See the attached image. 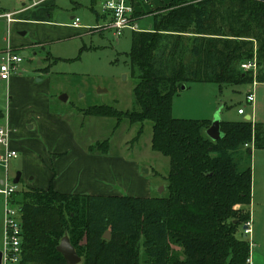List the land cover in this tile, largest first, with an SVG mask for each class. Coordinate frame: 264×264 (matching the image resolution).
I'll use <instances>...</instances> for the list:
<instances>
[{"label":"trees","instance_id":"obj_1","mask_svg":"<svg viewBox=\"0 0 264 264\" xmlns=\"http://www.w3.org/2000/svg\"><path fill=\"white\" fill-rule=\"evenodd\" d=\"M128 58L136 106L95 104L83 113L151 120V148L170 161L166 192L66 193L53 177L47 188L17 187L21 264H66L57 249L65 235L81 264H245L249 237L239 227L251 220V153L264 148V122L221 120L223 135L212 140V119L175 117L172 106L185 83L264 82V0H170L150 28L132 30ZM253 58L256 74L240 67ZM96 147L106 153L108 141L88 150Z\"/></svg>","mask_w":264,"mask_h":264},{"label":"rangeland","instance_id":"obj_2","mask_svg":"<svg viewBox=\"0 0 264 264\" xmlns=\"http://www.w3.org/2000/svg\"><path fill=\"white\" fill-rule=\"evenodd\" d=\"M103 2L104 0H0V64L2 52L13 43L22 44L28 53L24 55L22 49L13 48L23 54V60L18 66V73L12 74L7 82H0V110L6 113L9 110L7 100L11 99L10 110L14 113V120L23 118V113H26L25 104L32 97L27 93H20L15 85L10 89L9 81L14 75L29 71L33 73L34 90L46 96L49 110L60 113L66 121V127L61 131L49 130L46 134L38 123L33 128L17 126L18 130L13 133L14 139L22 141L23 149L28 150V155L24 157L26 154L21 150L17 158L10 160L9 177L14 179L18 171H23V178L26 179L27 171L33 170L38 174L39 184H43L40 179L44 178V174L49 173L52 166L59 171L63 162L57 160L54 164L48 158L42 160L40 154L45 150L55 152L70 149V154L73 152L70 147L73 139L85 150L97 141L107 140L106 153L99 147L93 152H87L106 154L105 158L109 160L124 159V173L118 177L113 174L111 180L97 178L98 183L117 189L121 194L138 191L135 193L138 196L161 195L166 192L170 161L168 156L151 148L152 121L131 123L128 119H123L117 123L114 117L83 113V109L95 104L113 105L124 111L136 106L133 94L136 79L132 77L128 58L132 30L126 28L122 35L115 36L113 30L105 26L110 18L103 13ZM169 2L170 0H160L155 5L152 2L146 6V13L138 19L141 21L138 27L148 28L153 14L167 8ZM23 9L28 12L22 11ZM6 11L23 20L8 23L3 16ZM72 17L79 18V27L70 26ZM47 52H50L49 56ZM53 58L58 59L52 61ZM246 62H242L240 67L244 71H250L243 67ZM47 65H51L49 70L41 71L40 67ZM38 72L42 75H38ZM253 83L226 85L223 88L214 82L185 83L174 97L172 115L182 118L242 120L248 114L253 121L264 122V82L257 83L255 88ZM252 88L255 92L254 105L246 99ZM62 94L67 96L66 101L60 99ZM241 106L246 112L240 115L238 108ZM1 125L8 126V123L0 119ZM3 148L0 145V150ZM75 162L78 164V161ZM251 164L253 184L249 210L252 213L251 238L254 251V244L264 246V148L252 147ZM4 173L5 169L0 167V178ZM31 183L39 185L37 182ZM22 185H26L23 180L17 187ZM4 216L5 197L0 194V245L3 242ZM242 228L243 225L239 227L240 235Z\"/></svg>","mask_w":264,"mask_h":264},{"label":"crops","instance_id":"obj_3","mask_svg":"<svg viewBox=\"0 0 264 264\" xmlns=\"http://www.w3.org/2000/svg\"><path fill=\"white\" fill-rule=\"evenodd\" d=\"M159 1L160 0H151L150 4H152L153 2L152 5H155V3ZM165 1H169V0H165ZM24 10L26 11L27 9H23L22 11ZM26 12H28V10ZM72 18L74 19L76 17H72ZM138 19H137V23L139 24L141 23V21ZM20 20H23V18L17 17L14 20V22ZM70 26L72 27L71 23ZM150 27H151V23H149L148 28ZM35 45L36 43H34V46ZM11 47L20 48L23 50V54L27 55L24 53L27 51L24 50V46H22V44L13 43ZM22 70L25 71L27 70V68L25 69L22 68ZM38 75H42V73L38 72ZM2 81L7 82V80L0 79V82ZM33 81H34L33 73L29 71H25L24 73L21 72L20 74L14 75L9 81L10 89L12 88V86L15 85L19 89L20 93L21 92L27 93V95H31L32 97V100L29 101L27 104H25L26 113H23L24 116L21 120L19 119V121H15L13 118L14 113H12L10 110V107L12 105V102L10 103L11 99L10 100L8 99L9 102L7 100V103L9 104V110L6 113L0 110V119H3L5 123H8L7 127L10 131V138H9L10 148L17 150L18 156L20 154V151L23 150V152L26 154L24 155V157L28 155V153L26 152L28 150L23 149L22 141L17 142L16 139H14L13 133L16 130H18L17 126L25 125V127L28 126V128H33L34 125L38 123L45 134L48 133L49 130H51V132L53 130L56 131V129L61 131L64 127H66V123H65L66 121L63 119V116L60 113H53L49 110L48 98L46 96H42L39 92L34 90L35 84ZM41 81L43 80L41 79ZM257 83H261V82L256 81V83L253 85V88H255V85ZM17 95L18 94L16 93V96ZM254 98H255V92H254ZM254 102L255 99L254 101L251 102V104L254 105ZM250 119H252L251 116ZM70 145L73 151L70 154H69L70 149H61L55 152L54 151L46 152L45 150L43 154H40L42 160H44V158H48L50 162L51 163L53 162L54 164L55 161L57 162V160L63 161L61 163V169L59 171L57 170V168L54 169V167L52 166L53 169L49 173L47 172L46 174H44V178L40 179L41 181H43V184L41 183L39 184V182L37 181V179H39L38 174L33 170L27 171L26 179L23 178L25 173L22 171L20 179H22L25 182V184L30 187L47 188L53 177L52 181L54 188L61 192L89 193L95 195H112V194L121 195V193H119L117 189L106 187L102 182L98 183L97 178L111 180L112 177H114V175L117 177L121 176L124 173V166H122V162H124V159L122 160L120 158H116L120 160H109L105 158L106 154H102L103 155L102 156L100 154H95L91 152L88 153L89 150H85L84 147H81V145L74 139L71 140ZM75 161H78V164H76ZM31 181L37 182L39 185H36V183H31ZM252 184H253V170H252ZM137 192L138 191H127L125 193L128 195L130 194V195L138 196L135 194ZM147 194H149V192ZM142 196L148 197L150 195H142ZM250 213H251V209H250ZM251 220H252V213H251ZM253 249L254 251L252 250V264H264V246L260 244L258 245L254 244Z\"/></svg>","mask_w":264,"mask_h":264},{"label":"built area","instance_id":"obj_4","mask_svg":"<svg viewBox=\"0 0 264 264\" xmlns=\"http://www.w3.org/2000/svg\"><path fill=\"white\" fill-rule=\"evenodd\" d=\"M151 0H104L102 5L103 13L107 14L110 18L109 22L105 25L109 29H112L115 36H120L123 30L126 28L131 30H140L138 27L137 19L140 16L135 13L142 12L146 6L150 5ZM3 16L8 23L13 22L16 18L12 12H4ZM72 26H79V18L76 17L71 22ZM0 64V79L8 80L12 74L18 73V66L23 60V54L18 50L9 47L2 52ZM244 68L253 70L254 74L257 71L256 59L247 61L243 64ZM256 81L254 80L255 84ZM248 102H252L254 99V89H252L246 96ZM239 114L245 113L243 106L238 108ZM10 131L7 126H0V145L4 148L0 150V167L5 169L4 176L0 178V194L5 197V216L3 219V242L0 245L2 252L0 264H21V216L18 206L13 202V194L17 189V184L13 182V179L9 177V162L12 158L18 156L17 150L10 148L9 146ZM248 145V144H246ZM246 228H243L245 234L249 237L250 250L249 256L246 259L245 264H252V226L251 220L247 221Z\"/></svg>","mask_w":264,"mask_h":264},{"label":"water","instance_id":"obj_5","mask_svg":"<svg viewBox=\"0 0 264 264\" xmlns=\"http://www.w3.org/2000/svg\"><path fill=\"white\" fill-rule=\"evenodd\" d=\"M25 54H28L27 52H24ZM184 87V86H182ZM60 99L63 101L67 100V96L65 94H62L60 96ZM246 119H250V115L246 116ZM220 122L221 119L215 118L211 120L210 126L205 130L206 134L212 139V140H217L222 137L223 133L220 128ZM21 178V172L18 171L15 174V177L13 179V182L15 184H18L20 182ZM163 189V187H161ZM247 226L243 225V228L245 229ZM110 236V232L107 231L105 233V237L108 238ZM58 251H60L66 261V264H78L81 262V257L77 254L74 246L71 244L70 239L67 235H65L60 243L57 246ZM1 257H2V252L0 250V263H1Z\"/></svg>","mask_w":264,"mask_h":264}]
</instances>
